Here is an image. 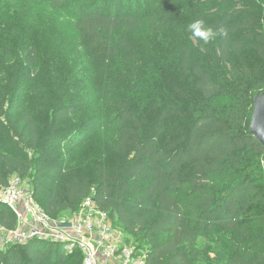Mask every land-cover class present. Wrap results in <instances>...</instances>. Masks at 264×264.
<instances>
[{"label": "trees", "instance_id": "16d2710c", "mask_svg": "<svg viewBox=\"0 0 264 264\" xmlns=\"http://www.w3.org/2000/svg\"><path fill=\"white\" fill-rule=\"evenodd\" d=\"M43 1L73 21L99 72L98 121L117 132L100 155L120 163L110 170L99 159L91 176L79 175L70 157L90 134L64 122L82 113L69 98L75 86L41 123L34 105L13 103L25 88L0 68V187L29 177L35 199L56 220L93 197L146 264H264V145L251 131L254 100L264 96V0H189L174 11L165 6L178 0H148L146 11L135 0L127 10L107 0ZM148 19L157 21L152 33L177 27L180 38L191 37L187 25L201 19L217 37L141 67L130 37ZM55 93L40 90L42 97ZM17 224L0 204V225ZM66 247L35 239L0 249V264H67ZM70 255L83 264L81 251Z\"/></svg>", "mask_w": 264, "mask_h": 264}, {"label": "rangeland", "instance_id": "374dc122", "mask_svg": "<svg viewBox=\"0 0 264 264\" xmlns=\"http://www.w3.org/2000/svg\"><path fill=\"white\" fill-rule=\"evenodd\" d=\"M132 1L134 0H107L114 4L116 9L124 7L126 10ZM156 1L161 3L165 0H152L154 3ZM178 1L173 6H165V9L178 10L186 7L189 2ZM147 2L148 0H135L133 5L145 8ZM179 3L181 7L174 8ZM60 11V5L43 0H0V68L15 74L16 78L22 80V86L25 88V92L15 97L13 103L23 108L34 105V108L39 110L37 118L41 123L48 121L50 108L63 104V91L75 86L69 98L76 99L77 108L81 109L82 113L79 117L64 122L67 123L66 128L81 126L90 135L70 159L73 158L79 175L91 176L99 159L105 162L110 170L120 163L118 158L100 155L107 152L117 132L115 128H102V123L98 121L103 112L101 103L104 97L102 93L97 94L93 88L99 78V72L94 69L81 49L73 21L63 17ZM156 19L160 20L159 17ZM153 23L157 21L146 20L143 29L130 37L132 48L137 55V64L141 67L153 66L166 55H177L182 45L192 43L194 46L197 42L198 38L192 36L180 38L177 27H168L156 34L152 33ZM28 53L34 56L35 67L29 65L33 58L27 57ZM34 70H37V73L32 77L28 76L32 75ZM52 88L57 89V93L40 96V90L51 91ZM19 117L20 113L15 116L16 119ZM89 119L96 122L90 125ZM6 124L11 126L8 122ZM22 181L30 188L29 177L23 178ZM69 214L70 212L66 215ZM69 248L66 247V251ZM66 260L67 264H81V261L73 258L69 252ZM212 264L227 263L216 261Z\"/></svg>", "mask_w": 264, "mask_h": 264}, {"label": "built area", "instance_id": "2783aa9c", "mask_svg": "<svg viewBox=\"0 0 264 264\" xmlns=\"http://www.w3.org/2000/svg\"><path fill=\"white\" fill-rule=\"evenodd\" d=\"M0 204L7 206L18 221L14 230L0 225V249L42 239L68 244L70 254L78 249L83 264H146V255L115 227L110 213L93 197L85 198L77 211L56 220L40 206L22 179L13 177L8 186L0 187ZM59 223H70L71 228H59Z\"/></svg>", "mask_w": 264, "mask_h": 264}, {"label": "water", "instance_id": "95a60500", "mask_svg": "<svg viewBox=\"0 0 264 264\" xmlns=\"http://www.w3.org/2000/svg\"><path fill=\"white\" fill-rule=\"evenodd\" d=\"M255 112L251 124L252 134L264 145V96H258L254 100ZM59 228H71L70 223H59Z\"/></svg>", "mask_w": 264, "mask_h": 264}, {"label": "clouds", "instance_id": "9594fccd", "mask_svg": "<svg viewBox=\"0 0 264 264\" xmlns=\"http://www.w3.org/2000/svg\"><path fill=\"white\" fill-rule=\"evenodd\" d=\"M187 30L192 37L198 38L205 44L214 41L217 37V32L210 26L206 25L201 19H197L187 25Z\"/></svg>", "mask_w": 264, "mask_h": 264}]
</instances>
